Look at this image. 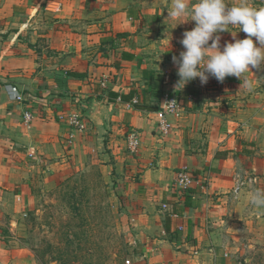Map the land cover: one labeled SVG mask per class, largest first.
Here are the masks:
<instances>
[{
  "label": "crops",
  "instance_id": "1",
  "mask_svg": "<svg viewBox=\"0 0 264 264\" xmlns=\"http://www.w3.org/2000/svg\"><path fill=\"white\" fill-rule=\"evenodd\" d=\"M163 16L149 0H0V220L32 208L36 190L71 162L96 157L162 235V244L142 247L140 264H194L180 251L216 260L228 247L264 242V209L249 203L264 189V67L177 86L172 57L184 48ZM220 35L221 45L233 39ZM165 95L179 112L161 131ZM179 168L195 175L183 190L174 185ZM237 175L246 181L234 195Z\"/></svg>",
  "mask_w": 264,
  "mask_h": 264
},
{
  "label": "rangeland",
  "instance_id": "2",
  "mask_svg": "<svg viewBox=\"0 0 264 264\" xmlns=\"http://www.w3.org/2000/svg\"><path fill=\"white\" fill-rule=\"evenodd\" d=\"M149 1L161 5L163 29L174 38L180 40L194 26L189 20L174 27L176 21L167 17L173 0ZM253 4L264 6V0ZM96 160L71 162L36 190L32 208L14 212V218L8 213L1 216L5 253L0 264H140L142 247L162 244V235L152 234L146 225L145 213L137 212L128 197L124 199L126 188L117 181V173L104 170ZM180 253L193 257L194 264H264V242L242 250L228 247L227 255L216 260L195 258L188 250Z\"/></svg>",
  "mask_w": 264,
  "mask_h": 264
},
{
  "label": "clouds",
  "instance_id": "3",
  "mask_svg": "<svg viewBox=\"0 0 264 264\" xmlns=\"http://www.w3.org/2000/svg\"><path fill=\"white\" fill-rule=\"evenodd\" d=\"M167 17L176 21L174 27L185 21H194L191 30L183 32L180 43L184 50L179 58L177 86L199 78L201 84L214 77L223 82L227 76L238 79L252 69L264 67V6H256L249 0H173ZM173 27V28H174ZM230 28L232 30H230ZM230 32L232 41L221 45L222 32ZM243 31L244 38H237ZM244 87L251 91L253 83L244 80ZM249 203L264 209V189H254Z\"/></svg>",
  "mask_w": 264,
  "mask_h": 264
},
{
  "label": "built area",
  "instance_id": "4",
  "mask_svg": "<svg viewBox=\"0 0 264 264\" xmlns=\"http://www.w3.org/2000/svg\"><path fill=\"white\" fill-rule=\"evenodd\" d=\"M11 97L16 100L20 101L22 100V95L18 93L16 90L11 93ZM179 112V103L178 99L175 96H169L165 95V100L163 105L158 110V116H159V127L161 131H166L170 123L168 121V116L170 115H177ZM23 120L25 122H29L32 119V114L29 110L23 111L22 113ZM68 123L72 126H74L78 130H84L86 128V122L84 121L82 116L78 115H69ZM139 144V138L138 133L135 130H131L127 135V146L128 149L131 151H135L137 149V146ZM195 175L186 168H179L175 172V179H174V185H176L177 190H183L190 186L192 181L194 180ZM245 179L241 177L240 175L236 176V179L234 181L233 185V193L234 195L238 194L240 189L245 184ZM166 207V204H163V208Z\"/></svg>",
  "mask_w": 264,
  "mask_h": 264
},
{
  "label": "trees",
  "instance_id": "5",
  "mask_svg": "<svg viewBox=\"0 0 264 264\" xmlns=\"http://www.w3.org/2000/svg\"><path fill=\"white\" fill-rule=\"evenodd\" d=\"M72 75H80V74H78V73H73Z\"/></svg>",
  "mask_w": 264,
  "mask_h": 264
}]
</instances>
